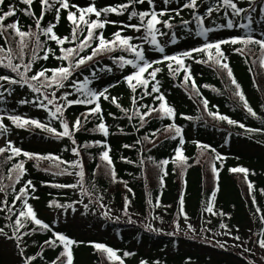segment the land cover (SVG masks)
Instances as JSON below:
<instances>
[{
	"label": "trees",
	"instance_id": "obj_1",
	"mask_svg": "<svg viewBox=\"0 0 264 264\" xmlns=\"http://www.w3.org/2000/svg\"><path fill=\"white\" fill-rule=\"evenodd\" d=\"M90 2L92 0H71V3L81 7L88 6ZM94 2L98 8H103L125 3L127 0H94ZM186 2L188 0H171L169 4L165 5L163 0H154L157 11L166 8L169 10V15L173 17L171 29L164 27L163 24L157 25L161 32L166 33L165 35H158L159 42L173 39L174 34L177 44L165 48V52L160 53L155 50L154 46L145 43L143 39L134 40V44H142L145 57L149 61L161 60L164 55H179L184 51L201 47L205 43V39L199 35L189 37L182 35H185L188 29H192L193 22L198 24L195 16H206L207 9L215 7L217 0H197L196 9L183 8ZM234 2L237 3L238 7L245 9L238 16L241 20L255 13L259 7L264 8V0H252L251 3L249 0H234ZM9 4L15 5L18 11L15 17L9 18L5 23L19 20L23 30L27 31L31 26V30L35 31L34 19L21 11L27 6L22 4L20 0H5L3 6L5 10ZM175 9L180 10L179 15L172 11ZM135 10H149V5L147 3L135 5ZM32 11L36 16L40 15L39 0H34ZM219 12L225 14L222 4L220 11L213 13L220 15ZM231 12V9L227 10L228 16ZM128 15V12L121 16L109 14L108 19L126 24L129 23ZM66 17L67 12L61 10L60 21L54 29L61 37L71 35L72 25ZM208 17L210 16H206V18ZM91 18L95 19L94 16ZM168 18L169 16H164L162 19ZM184 21L189 23L185 24ZM49 23H55L54 10L45 14L41 26L46 27ZM131 23L136 24L139 21L133 18ZM119 28V23L109 24L103 29V33L106 38L110 39ZM250 28L251 33L248 29H241L239 32L225 31L218 34L210 32L208 33V40L214 42L237 36H247L248 34L257 39L264 38L259 33V28L256 26H250ZM124 35L143 38L145 33L143 30L136 32L128 29ZM179 35L182 36L180 40ZM41 40H46V37L42 35ZM3 43L4 41L0 40V44ZM10 44L13 49H16L15 40L10 41ZM46 46L51 47L57 56L61 54L60 46L54 41H47ZM71 46L73 45H64V47ZM33 47H35L34 43H30L29 47L24 50L25 62L31 58ZM239 47L242 45H222L227 56L226 62L232 70L233 77L240 85L239 91L244 93L248 105L256 113V116L247 111L244 103L236 95L238 90L232 84V78L228 76L227 70L214 62H207L205 53H193L191 58L185 59V65L190 67L191 79L195 81V88L191 81L188 84L183 83L184 71L174 75L167 67L168 62L155 65L162 69L156 77V80L159 81L160 93L165 96L168 105L174 109L175 114L173 117H166L162 113L153 112L143 122L135 114L136 109L139 108L140 112H145L147 109L140 107V105L158 106L160 102L154 97L160 93L144 95L141 99L140 97L145 90L138 87L136 93H133L124 81V77L133 72L134 69L130 65L121 69L111 58L124 55L128 59H135L134 54L117 51L98 55L88 64L76 69L71 80L65 82V87L56 92L57 97H60L64 92H73L74 94L69 96V99H77L80 94L75 93V90L70 87L72 80L81 82L83 78L88 77L90 81L87 85L88 89L97 91L108 88L110 98L104 100L101 97L99 101L103 113V122L109 131L107 137L99 131H94L101 122L99 118L89 116L85 121L82 116L88 112L90 107H94V104L73 105L65 110L62 119H66L69 124L77 117L82 120L81 130L76 132L73 137L76 141L75 145H73L72 139L68 137L59 138L33 125L19 128L7 119L8 115H20L24 118L26 116L27 119H38L62 131L61 121L54 119L48 111L43 109L41 112H33L31 107L21 103H0V116L5 117L3 123L8 128L7 133L0 135V144L4 137H8L7 141L13 142L16 147L36 154L33 159L19 156L11 161H6V157L10 153L0 155V182H2L0 186L13 184L15 174H11L13 180L10 181L7 178L10 175L8 170L15 163L23 161L25 172L19 183L14 185L16 192H19L27 181H32L35 191L29 192L28 202L36 211L37 217L52 228V231H47L28 223L26 229L21 231L30 230L33 227H36L37 230L31 235L23 237L24 256H36L33 264H53L63 249L62 247H49L45 241L54 239V233H62L79 242L73 246V264H120L119 261L109 260L106 253L95 249L93 247L95 243H102L111 247L121 257L123 264H142V261L146 264H181V261L188 263L195 258L191 255L182 254L176 257L156 251L159 248L171 247L175 244H194L197 243L195 242L196 239L206 240L220 254L236 257L241 262L249 264L244 257H240L235 251L218 246L221 245L219 244L220 239L224 237L225 241H230L228 246L231 244L233 248L243 250L241 251L243 254L249 255L255 251L251 248L248 249V241L255 237L258 243L261 238L260 233L264 232V221L261 220V216L264 215V166L258 163L259 159L256 155L244 154L235 147L224 148L225 146H223L225 143L223 137L227 136L232 140V143L236 142L235 144L241 140L246 143H244L245 145L264 147V67L259 62L264 53L257 45H250L248 47L251 52L245 49L244 55H241L234 51L235 48ZM86 52L90 53L91 49H87ZM84 54L81 53V55ZM38 55L43 56L44 52L38 50ZM198 60L206 62L198 63L196 62ZM13 62L19 61L14 59ZM66 63L49 55L48 60L37 59L33 64L32 71L35 72L41 68H56ZM107 65L118 67L119 74L111 73L104 81L93 83L96 76H92L91 73ZM173 66L175 67V64ZM31 74L29 73V75ZM0 75L15 76L14 73L4 67H0ZM145 75L147 76V74ZM154 84L155 81L150 82L147 88L148 92H151ZM18 86L19 84L9 85L4 82L6 89ZM24 88L26 86H23ZM1 89L3 88H0V91ZM47 91L51 92L52 89ZM17 92H21L20 89ZM134 95L137 97L135 106L132 103ZM30 96L34 99L33 94L30 93ZM111 97L117 98L120 108L111 102ZM205 100L207 107L204 105ZM58 102L63 103L62 100ZM51 107L54 110V106ZM121 109H128L129 111L125 113ZM209 112L227 116L237 123L229 124L226 120L217 118L216 115H209ZM129 116L132 118L129 119ZM241 124L244 127H240ZM169 125L180 127L182 134L177 136L174 131L166 130ZM221 132H223V136ZM210 133L222 137L219 145L211 142L210 138L213 135H208ZM25 141L27 143L33 142V146L25 144ZM97 142L100 143L97 144ZM204 143L211 144L213 148ZM74 147L79 148V156L73 153ZM177 149H181L187 158L186 163L175 162ZM105 150L109 151V156L113 162L112 166L107 165L101 159ZM48 155L58 156L61 161L75 162L79 160L83 166V177L81 178L77 174L78 168L69 167L60 161L37 158ZM217 155L220 159L216 158ZM164 160H168L169 163L161 165ZM213 165H215V172ZM66 167L72 173L71 175L56 174ZM237 167L248 169L247 175L230 171V169ZM113 168L115 170L114 177L112 175ZM249 183L252 185L251 188ZM57 184H77L82 185V187L59 188L54 186ZM82 190L86 194L81 195ZM5 191L11 204L15 193L12 192L11 187H6ZM214 191L216 196L213 211L223 212L224 215H213L205 211L209 203H212L211 197ZM181 197L184 201L183 213L180 210ZM3 199H5V193L0 192V200ZM51 201H56L62 205L71 204V208H65L67 210L76 209L80 205L84 207L87 205L85 209L92 211L94 216L103 222L104 227L112 233H116L117 238H119L116 239L120 242H111L107 239L99 240L95 237L79 238L70 228L52 224L42 217V212L45 210L61 209L49 207ZM20 208H22V203L17 201L16 209ZM105 212L108 215H105ZM184 214H186L187 219L184 218ZM15 219L16 217L13 216L12 220ZM10 223L8 213L0 212V227H3L9 236L12 235V230L8 227ZM177 224L179 228H177ZM189 224L194 231L188 228ZM221 224L227 225V228H221ZM236 236H239L240 239L236 240ZM0 238L12 241L16 246V251L20 254L16 240L7 239L3 235H0ZM133 240L149 247L151 251L144 252L138 248H132ZM124 253H129V255L125 256ZM260 253L264 255V249H261ZM24 256H21L23 263ZM225 263L226 261L222 264ZM0 264H5L1 257Z\"/></svg>",
	"mask_w": 264,
	"mask_h": 264
},
{
	"label": "snow or ice",
	"instance_id": "obj_2",
	"mask_svg": "<svg viewBox=\"0 0 264 264\" xmlns=\"http://www.w3.org/2000/svg\"><path fill=\"white\" fill-rule=\"evenodd\" d=\"M20 2L27 7L22 9L25 15L32 17L35 21V31L31 30V26H29V30L25 31L22 29L19 20H12L9 23H5V21L9 20L11 17H15L17 14V8L15 5L9 4L7 6V10L4 9L5 0H0V40H3L4 43L0 44V67H4L9 69L12 73L15 74L14 77L0 75V88H4V82L9 85H21L27 86L33 93L39 94L34 100H22L21 104L32 103L38 108H42L49 112V114L54 118L61 121L62 131L57 130L54 127H51L50 124H45L38 119H27L20 115H8L7 119L10 120L16 127L23 128L28 125H33L37 128L45 130L49 133L54 134L59 138L68 137L72 139L73 145L76 144L74 134L79 132L82 128V120L80 117H77L71 124L66 119H62L63 113L68 107L73 105H93L94 107H90L86 114H82L85 121L89 116H96L101 120V122L97 125L94 131H99L103 133L105 137L109 135L108 127L103 122V113L101 109V105L99 103L101 97L104 100H109L108 88H104L100 91H95L87 88L88 83L90 82L88 77H85L83 82L72 80L70 85L71 88L75 90V93H79L77 99L70 100L69 96L73 95V92H64L60 97L56 96V92L59 89L65 87V82L71 80L73 77L75 70L79 69L81 66L88 64V62L92 61L98 55L110 54L117 51L120 52H128L134 54L135 59H128L124 55H119L115 57H111L113 62L117 64V66L123 69L126 66H131L134 71L124 77V81L127 83L128 87L131 89L133 93H136L137 88L140 87L144 89V93L141 95V99H143L144 95H151L152 93H160L159 81L156 80L157 74L162 71L161 68L156 67L155 65L161 64L164 62L167 63V67L171 73L174 75L180 71L185 72V76L183 79L184 84H188L191 81L192 86L195 88V81L191 79L190 67L185 65V59L191 58L193 53H205L207 57V62H214L219 65L223 69L227 70L228 76L232 78V84L235 85L236 95L239 99L244 103V106L247 108V111L256 116V113L253 109L248 105V101L244 96L242 91H239L240 85L237 83L236 79L232 75V70L229 67L227 61V56L222 49V45H242V47L235 48L234 51L244 55L245 49H248L251 52V49L248 47L250 45H257L262 53H264V38H254L253 35L248 34L247 36H237L232 37L230 39H221L218 41H209L208 33L215 31V28L205 27L204 21L206 16H211L214 11H220V5H223L225 10V19L226 24L219 25V28H228L232 29L236 27V23L232 18L228 17L227 10L231 9L233 15L239 16L245 9L238 7L237 3L234 0H217V4L215 7H209L207 9L206 16L205 15H196L195 20L198 23L199 32L197 35L203 37L205 39V43L201 47H197L191 49L189 51H184L179 55H164L161 60L149 61L145 57V51L142 44H134L133 41L137 39H143V41L151 46H154L156 50L160 53L165 52V48L160 45L158 40V35H165L166 33L161 32L160 28L157 25L163 24L164 27L171 29L173 27L171 20L173 17L169 15L168 9H161L160 11L156 10L154 0H127L125 3H121L118 5H110L103 8H98L95 5L94 0L89 3L86 7H81L78 4L71 3V0H39L41 5V13L39 16L32 11V6L34 4V0H20ZM171 0H163L165 5L169 4ZM251 3L252 0H249ZM147 3L149 5V10L145 11H136L135 5H143ZM183 8H197V0H188L183 5ZM73 9H75L73 11ZM131 9V11H129ZM55 11V23H49L46 27H42V22L44 21L45 14L50 11ZM61 10L67 12V20L71 23V35L70 36H59L54 29L60 21ZM254 11V9H252ZM176 12V15H179L180 10L175 9L172 10ZM264 11V8H262ZM125 12H128L129 23H121L117 21H112L108 19L109 14H116L118 16L124 15ZM94 16L95 19L91 17ZM164 16H169L168 19H162ZM135 18L139 21V23L133 24L131 20ZM249 23L248 24H240V28L248 29L249 33H251L250 25L252 23V17H247ZM120 24V28L118 31L112 34V37L106 38L103 29L109 24ZM183 23L187 24L188 21H184ZM128 29L134 30L136 32L144 31L145 35L143 38L133 37L131 35H124V32ZM7 33V35H6ZM46 37V40L42 41L41 36ZM264 37V33L261 34ZM16 41V49L10 44V41ZM54 41L59 47L60 55H56L55 51L51 47H47V41ZM173 43L175 42L174 34H173ZM30 43H34L35 47L31 49V58L25 62V49L29 47ZM65 44L73 45L71 47H64ZM95 45V46H93ZM91 49L90 53H87L86 50ZM38 50L43 51L44 55L39 56ZM81 53H85L81 55ZM49 55H52L55 59L67 62L66 64H62L56 68H41L38 71L33 72V64L37 59L48 60ZM14 59L19 62L14 63ZM198 63H204V60L196 61ZM259 62L262 67H264V55H262L259 59ZM175 64V67L173 66ZM104 70V69H101ZM108 72H111L112 69L110 67H106ZM151 70V71H149ZM29 73H32L29 75ZM147 74V76L145 75ZM95 76V71L92 73ZM151 81H155V84L152 86L151 92L147 91L148 85ZM35 82V83H33ZM48 89H52L51 92H48ZM9 95L11 94L12 89H7ZM198 91V89H197ZM4 95L3 92H0V97ZM82 97V98H81ZM155 100L159 101L158 106H149V105H140V107L147 109L145 112H140L139 108L136 109V115L139 120L143 122L147 116H150L153 112L162 113L163 116L173 117L174 109L168 105L165 96L160 93L154 97ZM63 101V103H59L58 101ZM111 102L116 105V107L120 108L121 106L117 102L116 97H111ZM132 103L135 106L137 104V97L134 95L132 97ZM205 107H207V101H204ZM54 106V110L53 107ZM125 113H127L128 109H121ZM209 115H216L220 120H226L229 124H235L236 121L229 119L227 116L213 114L209 112ZM4 116H0V135L7 133L8 128L3 123ZM132 117L129 116V119ZM240 127H244L243 124ZM166 130L174 131L177 136L182 134V129L175 125H169ZM122 131V129H121ZM147 138V137H146ZM175 138V137H173ZM100 142H97L99 144ZM87 147V145H85ZM128 147V145H125ZM207 147V146H203ZM73 153L76 156L80 155L79 148L74 147L72 149ZM214 151V150H213ZM5 153H10L6 157V161H11L15 157L24 156L28 159H33L36 154L29 153L27 151H23L21 148L16 147L13 142L7 141L4 146H0V155H4ZM39 159H48L52 161H60L61 163L68 165L69 167L78 168L79 172L77 173L81 178L84 175L83 166L79 160L75 162L69 161H61L60 157L48 155L37 157ZM220 159L219 155L216 157ZM101 159L107 163V165L112 166V160L109 156V151L105 150L102 153ZM187 158L183 155L181 149H177L176 152V161L181 164L186 163ZM168 160H164L161 162V165L168 164ZM10 175H8V179L10 181L13 180V176L11 174H15V180L11 185L0 186V192L5 193V199L0 200V212L8 213V220L11 223L8 227L12 230V235L9 236L7 232H5L3 227H0V235L5 236L7 239H14L17 241V248L21 254L24 256V247H22L23 237L29 236L34 233L37 228L33 227L30 230L21 231L26 229L27 224L31 223L35 226H38L40 229L52 231V228L49 224L45 223L41 219L37 217V213L34 210L33 206L28 202L29 192L35 191L34 185H32V181H27L23 187L20 188L19 192H16L15 183H19L22 175L25 172V164L23 161L15 163L9 170ZM213 171L215 172V165H213ZM232 172H240L247 175L248 169L243 167H237L230 169ZM56 174H69L72 173L68 171V168L62 169L60 172ZM112 175L115 176V170L112 169ZM218 176V173H217ZM2 185V182H0ZM55 187L65 188V187H82V185L77 184H57ZM6 187H11L12 192L15 193L13 196V201L10 204L7 199V192L5 191ZM249 187L252 185L249 183ZM218 190V189H217ZM86 194L85 191L82 190L81 195ZM216 193L215 191L212 193V203L205 208V211L208 213H212L213 215H224L223 212H214L213 204L215 201ZM37 198V197H32ZM20 201L22 203V208L16 209V202ZM82 202V201H81ZM183 197L180 199V210L183 213ZM103 206V205H101ZM49 207H57V208H71L72 205H62L57 203L56 201H51ZM87 207V205H85ZM259 211V209H257ZM108 215L107 212L104 213ZM15 216L16 219L12 220V217ZM184 218L187 219L186 214H184ZM261 220L264 221V215L261 216ZM221 228H227V225L221 224ZM177 228L179 225L177 224ZM188 228L192 231L194 229L189 224ZM230 234V233H226ZM54 239H50L45 241L49 247H62V252L60 256L57 257L53 264H73V246L77 245V242L74 239H71L67 235L62 233H54ZM260 239L258 240L259 247L264 249V232L260 233ZM236 240H239L240 237L236 236ZM223 247V245H220ZM93 247L97 250H100L107 254L109 260L119 261L120 264H123V260L117 252L113 250L111 247H107L102 243H95ZM247 251V249H246ZM42 255V254H40ZM125 256L129 255V253H124ZM36 256L26 257L24 256V264H33V261L36 259ZM142 264H146V262L142 261ZM250 264H255V262H250Z\"/></svg>",
	"mask_w": 264,
	"mask_h": 264
},
{
	"label": "rangeland",
	"instance_id": "obj_3",
	"mask_svg": "<svg viewBox=\"0 0 264 264\" xmlns=\"http://www.w3.org/2000/svg\"><path fill=\"white\" fill-rule=\"evenodd\" d=\"M232 18V17H231ZM235 23L236 27L232 29H238L239 22L237 19L232 18ZM246 24L249 23V21L245 22ZM226 24V19L225 17L222 16H217V15H212V18L208 20L207 27L210 28H215L216 30L213 31L218 34V32H225L230 29L228 28H219V25ZM254 25H259L260 26V31L259 33L262 34L264 33V20L263 17L260 14H256L254 18H252V23L251 26ZM185 35H182L183 37L187 35L193 36L197 35L199 32V29L194 27L190 30H188ZM186 38V37H185ZM184 38V39H185ZM183 39V40H184ZM172 39H168L164 42H162L160 45L163 46L164 48H169L170 46H173L177 44V42H172ZM156 50V49H155ZM106 67L104 66L102 71L98 72L99 77L101 80L105 79L110 73H118L119 71L116 68H112L111 72H108L106 70ZM84 79L81 80L83 82ZM20 89V87L15 88L14 92L11 91V94L5 93L2 97H0V103L7 102L14 104L15 102H20L22 100H34L36 99L37 95H34V99L31 98L30 96V90L27 89L23 90L21 92L16 93V90ZM23 105H27L32 108L33 112H41L43 109L38 108L32 103H26ZM215 132V131H214ZM216 133V132H215ZM221 135H224L223 132H221ZM214 133H210L208 135H213ZM221 136L219 135H213L211 136L210 140L211 142L215 143L216 145H219ZM208 139V138H204ZM8 138H4L2 140L1 144H4ZM225 142V141H224ZM25 144H29L33 146V142L27 143V141L24 142ZM225 144V143H224ZM226 147L224 148H227ZM40 146V144H39ZM225 146V145H223ZM232 148L235 147V149L239 150L241 153L243 152L244 154H250V155H256L259 159V164L264 166V148L259 147V146H251V145H245L242 142H237V144L232 143L231 145ZM230 147V148H231ZM89 197V196H88ZM42 217L46 218L49 222L52 224L56 225H61V226H66L71 229L72 232H74L79 238L84 237V238H98V239H108L110 241L114 242H120V240H117L116 233H112L108 228L103 226V222L97 218V216H94L91 211H86L84 208H77L76 210H69L67 213H63L57 210L56 211H43L42 212ZM253 236V234H252ZM117 238V239H116ZM223 239H220L219 244L223 245L224 249L232 250L235 251L236 254H239L240 257H244L249 263L250 262H255V264H264V255L260 253L261 248L259 247L258 243L256 242L257 239L255 237L251 238L250 241H248V249H252L255 252H252V254L246 255L241 252L238 248H233V245L228 246L230 241L227 240L225 241L224 237ZM197 243L194 244H187V243H181V244H175L171 247H166V248H159L157 249V253H168L173 256H179L180 254L182 255H191L192 257L195 258L193 261L184 263L181 261V264H222L223 262L226 261L225 264H246L238 260L236 257H232L230 255H223L220 254L218 251L214 249V247L207 242L206 240H200L196 239ZM229 242V243H228ZM220 246V245H218ZM221 247V246H220ZM232 247V248H231ZM132 248H138L139 250H143L144 252H149L151 249L147 246H144L142 243H137L135 240L132 241ZM259 252V253H258ZM249 253H251L249 251ZM0 257L4 260L5 264H22V259L21 256L18 254L16 251V246L12 241H8L6 239L0 238ZM246 262V261H245Z\"/></svg>",
	"mask_w": 264,
	"mask_h": 264
}]
</instances>
